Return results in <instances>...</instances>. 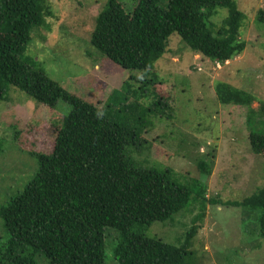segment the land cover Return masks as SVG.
Returning <instances> with one entry per match:
<instances>
[{
    "label": "trees",
    "instance_id": "1",
    "mask_svg": "<svg viewBox=\"0 0 264 264\" xmlns=\"http://www.w3.org/2000/svg\"><path fill=\"white\" fill-rule=\"evenodd\" d=\"M218 8H227L228 16L215 31L210 19ZM51 14L48 0H0V101L15 86L50 108L59 100L72 106L52 151L34 154L40 168L33 180L8 205H0L10 235L0 264H35L38 252L48 264H106L108 228L118 233L113 254L119 264H185L195 227L179 246L149 237L144 229L188 207L192 189L174 180L171 169L134 162L128 149L140 143L142 119L134 126L112 119L104 107L70 93L26 55L33 30ZM245 19L235 0H132L129 6L124 0H107L91 43L116 65L145 73L177 33L193 52L224 64L247 48L240 34ZM258 20L264 23L263 10ZM215 92L225 105L251 108L257 101L226 82H217ZM157 97L154 106L160 109L163 98ZM138 106L123 105L129 119ZM259 111L264 115V102ZM249 140L254 153L264 154V134L252 132ZM199 166L203 174H211L210 163ZM196 198L193 202L199 201L203 210L208 203H219L208 199L205 189ZM225 204L260 209L264 236V188L242 202Z\"/></svg>",
    "mask_w": 264,
    "mask_h": 264
},
{
    "label": "rangeland",
    "instance_id": "2",
    "mask_svg": "<svg viewBox=\"0 0 264 264\" xmlns=\"http://www.w3.org/2000/svg\"><path fill=\"white\" fill-rule=\"evenodd\" d=\"M48 1L52 14L33 30L26 55L67 91L104 107L112 119L131 126L142 119L140 143L128 149L134 162L171 169L174 180L192 189L188 207L172 219L154 222L144 234L179 246L195 227L185 264H264L262 211L225 204L242 202L264 188V154L254 153L249 140L252 132L264 134L259 111L264 102V23L258 20L264 0H235L246 15L240 34L247 48L240 56L224 64L213 62L175 33L164 55L145 73L116 65L92 45L96 19L107 0ZM227 16V8H218L210 19L215 31ZM154 79L155 84L148 82ZM217 82L256 96L253 111L222 104ZM157 95L163 98L160 109L154 106ZM126 102L140 105L130 119ZM71 110L63 100L50 108L9 87L8 99L0 101V205H8L33 180L40 168L34 154L52 151L62 119ZM201 161L211 164L209 176L202 173ZM201 189L219 203H208L203 210L199 201L193 202ZM106 233V264H119L113 254L118 233L112 228ZM9 238L0 214V251ZM35 260L49 263L41 252Z\"/></svg>",
    "mask_w": 264,
    "mask_h": 264
}]
</instances>
